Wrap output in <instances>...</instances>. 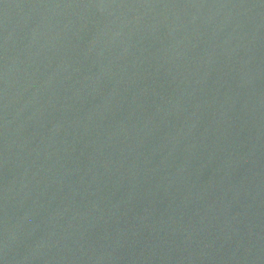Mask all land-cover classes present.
<instances>
[{
	"label": "water",
	"instance_id": "1",
	"mask_svg": "<svg viewBox=\"0 0 264 264\" xmlns=\"http://www.w3.org/2000/svg\"><path fill=\"white\" fill-rule=\"evenodd\" d=\"M0 264H264V0H0Z\"/></svg>",
	"mask_w": 264,
	"mask_h": 264
}]
</instances>
